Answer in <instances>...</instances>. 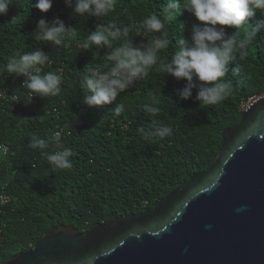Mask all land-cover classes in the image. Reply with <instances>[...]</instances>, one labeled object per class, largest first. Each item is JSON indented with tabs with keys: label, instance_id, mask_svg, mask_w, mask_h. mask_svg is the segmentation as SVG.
Here are the masks:
<instances>
[{
	"label": "trees",
	"instance_id": "trees-1",
	"mask_svg": "<svg viewBox=\"0 0 264 264\" xmlns=\"http://www.w3.org/2000/svg\"><path fill=\"white\" fill-rule=\"evenodd\" d=\"M37 0H13L6 15H0V66L15 52L40 48L50 56L43 71H61L63 84L57 96H33L11 103L0 100V143L7 144L9 155L0 163V193L9 197L0 204V263L21 251L30 249L49 228L70 224L86 231L92 224L106 221L107 215L137 213L151 209L154 202L181 185L195 172L203 170L214 158L223 127L239 119L240 103L264 91V30L249 46L245 59L229 63L239 72L229 74L233 81L231 95L221 104L201 107L192 98L180 100L177 90L185 85L163 72L152 71L149 77L122 93L116 102L88 107L82 103V72L97 67L107 49H100L93 60L92 52L80 44L99 23L116 21L130 27L134 44L146 43L137 37L135 25L150 14L161 13L165 0H116L115 10L106 17L74 15L64 0H52V7L42 13L34 7ZM59 18L76 28L77 39L66 38V46L36 41L35 29L40 19L51 22ZM259 11L250 23L260 21ZM198 23L183 8L176 21L166 25L173 42L163 56L174 51L181 35L188 37ZM183 29H182V26ZM183 31V32H182ZM231 35L237 29L225 26ZM22 76L0 73V87L20 89ZM154 93L161 111L145 114L141 105ZM27 95V90H21ZM115 103H123L125 111L116 116ZM166 124L173 135L160 139H142L141 126ZM59 133L60 142L73 151L72 168L56 170L48 165L39 149L28 147L33 135L52 139ZM54 145H50L49 151Z\"/></svg>",
	"mask_w": 264,
	"mask_h": 264
},
{
	"label": "clouds",
	"instance_id": "clouds-1",
	"mask_svg": "<svg viewBox=\"0 0 264 264\" xmlns=\"http://www.w3.org/2000/svg\"><path fill=\"white\" fill-rule=\"evenodd\" d=\"M13 0H0V15H6ZM74 15L103 18L111 14L116 7V0H64ZM34 7L46 13L52 7V0H37ZM183 8L198 23L194 24L188 37L181 35L174 42V51L170 56L161 55L173 42L168 38L166 25L176 21ZM261 13V20L250 23L256 12ZM182 26V25H181ZM225 26L234 27L231 35ZM137 37L146 39V43L134 44L129 38L130 27L111 21L99 23L94 31H89L86 40L80 44L84 50L95 49L93 60L98 58L100 49H107L104 60L95 68L82 72L80 87L84 91L82 103L88 107L106 106L131 89L137 81L145 80L152 71L163 72L176 80L186 83L177 90L180 100L194 97L201 107L215 106L224 102L233 91V81L229 74L239 72L236 66L229 68V63L238 58L243 60L248 55V48L257 41V34L264 30V0H165L161 13L150 14L134 26ZM183 29V26H182ZM35 40L49 42L56 47L66 46V38L77 39L76 28L67 26L59 18L51 22L40 19L35 29ZM183 32V31H182ZM50 56L40 48L31 51L15 52L7 62L0 66V73L10 76H22L20 89H13L12 95L0 90V99L11 103L23 100L25 105L33 96L41 98L57 96L61 92L63 74L61 71H43L50 64ZM27 90V95H21ZM160 101L154 93L148 94V101L140 107L149 115H157L161 109ZM112 111L120 116L125 111L123 103H115ZM138 135L142 139L158 137L164 139L173 135V128L166 124H153V127H139ZM59 133L52 139L33 135L28 147L39 149L40 155L48 165L56 170L71 169L70 157L73 151L59 140ZM50 145H54L49 151ZM246 208L242 205L237 211ZM210 228L211 225H206Z\"/></svg>",
	"mask_w": 264,
	"mask_h": 264
},
{
	"label": "water",
	"instance_id": "water-1",
	"mask_svg": "<svg viewBox=\"0 0 264 264\" xmlns=\"http://www.w3.org/2000/svg\"><path fill=\"white\" fill-rule=\"evenodd\" d=\"M238 115L213 160L151 209L51 227L0 264H264V97Z\"/></svg>",
	"mask_w": 264,
	"mask_h": 264
},
{
	"label": "built area",
	"instance_id": "built-area-1",
	"mask_svg": "<svg viewBox=\"0 0 264 264\" xmlns=\"http://www.w3.org/2000/svg\"><path fill=\"white\" fill-rule=\"evenodd\" d=\"M0 90H6L7 95L13 94V93L9 92L8 88H6V87H0ZM259 97H264V91L259 93V94L253 95V96L249 97L247 100L240 103L239 109L244 110V109L248 108L250 106V104ZM8 155H9V148H8L7 144L0 143V163H3L7 159ZM8 199H9V197L7 195L0 193V204L5 203L6 201H8Z\"/></svg>",
	"mask_w": 264,
	"mask_h": 264
}]
</instances>
